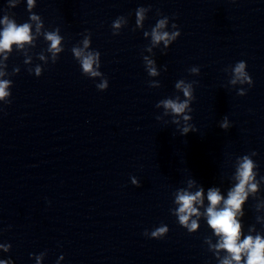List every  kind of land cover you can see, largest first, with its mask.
Here are the masks:
<instances>
[{"label":"clouds","instance_id":"obj_1","mask_svg":"<svg viewBox=\"0 0 264 264\" xmlns=\"http://www.w3.org/2000/svg\"><path fill=\"white\" fill-rule=\"evenodd\" d=\"M34 3L35 0H27L29 10H31L34 6ZM13 6L15 5L13 4ZM146 11L147 9L145 7H138L136 9V26H143V22L146 19ZM30 20L36 22V31L39 33L42 27L39 16L31 14ZM122 20L123 17L118 18L112 25L113 29H120ZM168 23L169 17L164 16V18L157 20L155 27L151 28L150 35L153 45H157L163 41L165 47L167 48L169 44L173 43L180 37L181 32L178 30V26L176 24H173V28L176 29L175 31H163ZM0 24L4 25L3 30L0 31V52L11 51V46L13 44L22 47L25 43H31L33 40V36L30 35V23L25 22L18 25L15 20L9 19V17L5 15L3 19L0 20ZM113 35H119V32L113 31ZM148 35L149 32L145 31L144 36L147 37ZM45 38L47 41H50L48 51L52 53L53 62L55 63L57 53L63 51V48L60 47L62 37L58 35L57 32H47L45 33ZM89 43L90 41L86 37L83 40V48L73 47L71 51L82 69V74L90 79L100 78V82L96 85V87L99 91H105L109 85L107 78L100 71L101 54L99 51L89 50ZM5 59H7V56H5ZM40 59L43 60L45 57L40 56ZM144 61L148 75H157L158 73L154 67V61L148 57H144ZM245 67L246 64L244 61L236 63L233 68V79L231 80L232 84H236L237 82L253 83L249 74L245 72ZM17 71L18 69H13V72ZM34 71L36 77L41 76L42 68L39 65L36 66ZM189 71L195 73L198 69L196 67H191ZM4 75H6V73L4 71H0V76ZM11 83L12 81L7 79L0 80V101H3L5 105L11 103V99H7L11 96V92L8 90ZM175 88L183 93L185 99L181 100L180 96H176L174 99H165L160 101L157 107L162 105L165 109V115L172 114L174 117L172 122L175 124L180 123V120L175 117H182L186 123L184 127L179 129V131L181 135H187L189 132L197 131L193 124L187 123L191 117L183 115L186 110L189 112L193 111V109L189 107L190 102L194 99L193 85L192 83H185V81L181 79L176 82ZM240 94H243V90H241ZM0 111H2V109H0ZM220 127L226 129L228 127L227 120H225ZM256 154V152H253V155ZM256 167H258V165H255L253 160H251L247 155L243 156L240 158L236 169L235 179L238 182L228 191L227 198L221 195L218 188H210L207 192V200L209 202L205 212L207 224L212 230H214L215 235L221 238L217 244H210V247L215 248L217 250V254L219 253V250H224L229 254V256H226L220 261V264H232L233 261H235L236 264H240L242 256L246 257L244 264H264V238L260 235H256L255 237L248 235L241 240V223L237 220V215L241 217L244 215L242 205H244L247 201L249 193H256L259 183L264 181V176L257 180L258 173L254 172V168ZM133 182L135 183V181ZM192 183H194V181ZM203 193V188H200L194 193L186 190H179L176 193L174 202L178 205V207L175 209L174 214L178 217V224L185 228L188 233L195 232L199 227L197 220L190 218L193 216L198 218L201 215L199 208L194 205H203ZM221 204H223V207H218ZM168 232V226L161 224L160 226L154 228L150 235L149 232L145 230L144 235L152 239H163ZM10 247L11 245H0V248H3L5 252H7ZM43 255L44 253L36 257L37 264H39ZM60 258L63 259V255H61ZM0 264H14V262L12 259H7L0 260Z\"/></svg>","mask_w":264,"mask_h":264}]
</instances>
